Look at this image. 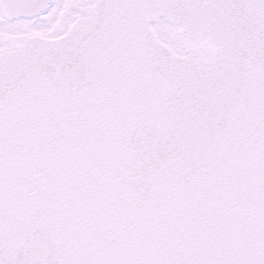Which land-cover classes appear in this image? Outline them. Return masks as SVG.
I'll return each mask as SVG.
<instances>
[{"label": "snow or ice", "instance_id": "snow-or-ice-1", "mask_svg": "<svg viewBox=\"0 0 264 264\" xmlns=\"http://www.w3.org/2000/svg\"><path fill=\"white\" fill-rule=\"evenodd\" d=\"M0 264H264V0H0Z\"/></svg>", "mask_w": 264, "mask_h": 264}]
</instances>
